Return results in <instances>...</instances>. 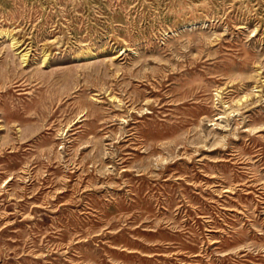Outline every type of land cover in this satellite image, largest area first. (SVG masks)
<instances>
[{"label":"rangeland","instance_id":"rangeland-1","mask_svg":"<svg viewBox=\"0 0 264 264\" xmlns=\"http://www.w3.org/2000/svg\"><path fill=\"white\" fill-rule=\"evenodd\" d=\"M0 264H264V0H0Z\"/></svg>","mask_w":264,"mask_h":264},{"label":"bare ground","instance_id":"bare-ground-1","mask_svg":"<svg viewBox=\"0 0 264 264\" xmlns=\"http://www.w3.org/2000/svg\"><path fill=\"white\" fill-rule=\"evenodd\" d=\"M13 40H14V39H13ZM12 42H13V41H12ZM17 46H18V45H17ZM22 50H23V49H22ZM29 53H30V52H29ZM27 54H28V53H23V54H22L23 59H26V55H27ZM29 55H30V54H29ZM48 55H49V54H48ZM45 56H46V55H45ZM47 57H48V56H47ZM47 57H46V58H47Z\"/></svg>","mask_w":264,"mask_h":264}]
</instances>
